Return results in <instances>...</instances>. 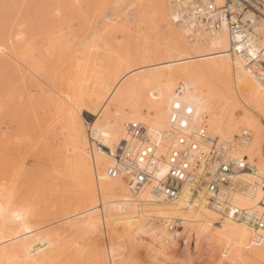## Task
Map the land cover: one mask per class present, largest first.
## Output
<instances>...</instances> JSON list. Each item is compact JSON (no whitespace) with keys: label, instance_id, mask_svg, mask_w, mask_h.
Masks as SVG:
<instances>
[{"label":"bare ground","instance_id":"bare-ground-1","mask_svg":"<svg viewBox=\"0 0 264 264\" xmlns=\"http://www.w3.org/2000/svg\"><path fill=\"white\" fill-rule=\"evenodd\" d=\"M104 1L74 3L101 9ZM134 1L136 6L143 0ZM153 2L157 22H147L145 35L137 38L138 51L132 55L115 51V64L105 68L97 51L96 26L85 36L69 32L73 36L50 37L44 58H35V43L24 35L21 24L8 34L7 44L0 43V124L11 114L16 116L4 123L14 128L13 135L7 137L0 127V264L77 260L66 251L79 236L100 241L96 253L104 264H125L126 254L141 264L136 258L139 229L150 222L167 237L172 221L211 230L212 246L220 248L217 254L229 255L238 264H264V228L236 216L264 212V78L258 76L263 71L257 63L247 60L257 49L247 45V57L232 51L226 28L202 25L188 1ZM36 93L44 108L34 106H39ZM174 105L190 109L183 128L170 122L178 111ZM83 114L94 120L88 124ZM126 123L144 129L142 143L130 139ZM57 129L58 134L53 132ZM200 131L216 146L226 145V154L236 161L221 191V205L209 203L203 194L190 197L185 187L173 202H152V191L168 176L173 151L189 150L191 165L206 154ZM243 132L248 137L238 139ZM36 133L40 134L33 139ZM122 143L127 159L119 164L112 153ZM57 156L63 158V170L72 179L68 178L82 208L65 215L54 231L20 224L19 231H12L10 217L23 212L10 207L11 194L19 192L15 180L21 174L26 177L29 161L30 177L41 182L34 193H52L46 184ZM145 156L149 178L133 191L130 161L145 162ZM109 168L119 171L111 176ZM52 232L58 241L70 238L69 243L58 244L55 253L41 249ZM198 251L196 255L204 254ZM148 259L145 264H156L154 257Z\"/></svg>","mask_w":264,"mask_h":264},{"label":"rangeland","instance_id":"rangeland-1","mask_svg":"<svg viewBox=\"0 0 264 264\" xmlns=\"http://www.w3.org/2000/svg\"><path fill=\"white\" fill-rule=\"evenodd\" d=\"M148 1L143 0L141 5L134 6V0H105L100 7L101 9H96L94 5H88L87 7L82 3L77 5L74 3V0H0V43L7 44L8 34L12 32L14 26L21 24L20 28L24 35L32 38L35 43V58H44L45 43L49 41L50 37L64 33L66 36L84 33L85 36L89 34L91 27L96 26L99 29V39L97 41L99 50L97 51H100L105 68L109 63H111L110 65L115 64V51L126 52L129 55L135 54V51H138V36L145 35L147 22L154 23L153 20L156 21L154 14L155 3L153 0ZM150 3L152 4L150 5ZM111 51L114 52L112 53ZM64 54H66V51L63 52ZM110 55H114L113 58ZM136 61L138 59L134 60V62ZM34 99L39 101V106L35 104V107H45L44 101L37 93ZM83 117L88 124L94 120L89 115L83 114ZM15 119L16 116L11 114L3 122H10ZM4 123H1L0 127L7 137H10L14 134V128L11 129ZM11 125H14V123ZM53 132L58 134L59 130L57 129ZM39 134H33L32 138H37ZM52 137L53 135L50 138ZM62 160L63 158L58 156L53 159L56 168L54 174L50 176L46 184V186H51L53 191L52 193L43 194L34 193V189L41 182H37L33 177H30L32 171H29L30 163L28 161V164L25 166L28 169L26 177L21 174L14 183L19 192L11 194L10 207H14L19 212L23 211L22 214L20 213V216L16 214L10 217L9 224L13 225L11 226L12 231H19L20 229L16 228L19 224L22 227H36L42 228L41 230L54 231L58 225L64 222L61 219L65 215L71 214L73 210L82 208V201L76 200V193L73 192V184L69 181L71 178L63 170L64 163ZM73 239L77 241L76 245L66 252L69 253L70 251L72 254H75L77 260H70L67 257L65 259L64 257L61 264H104L102 256H98L96 253L101 248L100 241L95 242L96 238L87 236L73 237ZM66 240L68 241L66 242ZM69 241L70 238H63L58 241L52 232L49 238L42 242L41 249H53L55 253L58 244L62 246L69 243ZM136 243L138 249L136 258L141 264H145L149 259L143 255L142 243ZM212 247L215 249L212 256L216 257L217 251H220V248H216V244H213ZM66 252L65 254L67 255ZM202 253V251H198V254ZM124 257H128L124 258L127 259L124 260L125 264H134V257L132 255L126 254ZM129 257L132 258L130 259ZM188 262L195 264V258L190 257ZM55 263H57V260ZM116 263H119V261L117 260Z\"/></svg>","mask_w":264,"mask_h":264},{"label":"built area","instance_id":"built-area-1","mask_svg":"<svg viewBox=\"0 0 264 264\" xmlns=\"http://www.w3.org/2000/svg\"><path fill=\"white\" fill-rule=\"evenodd\" d=\"M188 1L193 6L194 17L205 27L218 29L226 28L231 50L239 55H246V46L253 45L257 52L251 58L256 62L264 78V0H179ZM172 113L170 122L183 128L186 126V116L190 113L189 107H178ZM125 131L130 139L142 143L145 139L144 129L136 123H126ZM200 141L205 144L207 152L204 156L195 159L193 165L189 163L191 153L189 150L173 151L169 156V173L161 182L160 187L152 191L150 200L175 201L181 189L187 188L190 197L203 194L209 203L220 204L223 201L222 189L228 182L236 161L226 154V145L216 146V142L209 139L203 131L199 132ZM244 132L238 139H246ZM179 138V144H183ZM195 149V144H191ZM126 144L122 143L114 148L113 159L122 164L126 158ZM144 151V150H142ZM141 151V153H143ZM141 157V156H139ZM145 162L131 160L132 176L129 186L137 191L149 178L148 158ZM117 168H109L108 173L114 176ZM221 205V204H220ZM261 205L264 208V188ZM240 219L246 221L254 228H264V212L246 214L242 213ZM167 237L159 233L152 223L143 225L138 231V240L143 243V255L148 259L154 257L156 264H188L190 257L195 258V264H238L235 258L229 255L210 252L212 246L211 230H192L179 221H172L167 225ZM197 249L204 254L196 255Z\"/></svg>","mask_w":264,"mask_h":264}]
</instances>
